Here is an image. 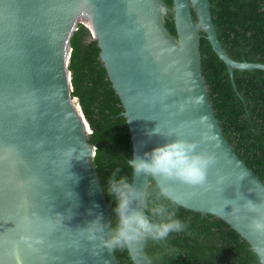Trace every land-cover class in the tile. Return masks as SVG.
Here are the masks:
<instances>
[{
	"label": "water",
	"instance_id": "1",
	"mask_svg": "<svg viewBox=\"0 0 264 264\" xmlns=\"http://www.w3.org/2000/svg\"><path fill=\"white\" fill-rule=\"evenodd\" d=\"M176 38L162 0H0V264H118L99 241L110 235L109 207L96 168L91 133L71 96V38L79 24L97 41L101 62L119 96L133 158L184 140L210 154L207 184L132 174V212L144 211L150 177L178 206L225 222L264 264V183L224 138L202 74L201 32L233 70L221 46L209 0H173ZM193 15L196 17L194 19ZM69 149L73 151L69 154ZM223 177L222 183H217ZM96 240H89L88 229ZM133 264H151L141 240L130 242Z\"/></svg>",
	"mask_w": 264,
	"mask_h": 264
},
{
	"label": "trees",
	"instance_id": "2",
	"mask_svg": "<svg viewBox=\"0 0 264 264\" xmlns=\"http://www.w3.org/2000/svg\"><path fill=\"white\" fill-rule=\"evenodd\" d=\"M209 1L218 40L227 54L237 62L264 64V0ZM162 3L168 9L164 25L176 38L173 0ZM201 36L202 74L215 118L239 159L264 183V71L234 69L233 86L226 65L203 32ZM70 44L71 96L78 99L91 129L88 142L95 148L93 164L109 207L111 234L119 218L108 182L115 174L116 180L124 177L131 184L133 170L127 162L133 158L131 135L122 102L101 62L97 41L79 24ZM158 192L150 177L144 214L159 223L161 217L153 216L152 209L164 206L185 224V231L172 233L165 241L143 238L151 264H261L250 246L225 222L159 199ZM113 250L118 264H133L126 247Z\"/></svg>",
	"mask_w": 264,
	"mask_h": 264
},
{
	"label": "clouds",
	"instance_id": "3",
	"mask_svg": "<svg viewBox=\"0 0 264 264\" xmlns=\"http://www.w3.org/2000/svg\"><path fill=\"white\" fill-rule=\"evenodd\" d=\"M195 145L184 140H175L152 149L150 153H145V158H130L127 162L135 173H144L148 176H162L165 178H175L189 185L207 184L208 169L215 163V157L210 154H199L194 151ZM69 154L73 151L69 149ZM115 175V174H114ZM109 180V190L115 198L116 207L114 212L119 220L118 225L112 230L108 239H101L99 242L108 249L124 248L130 242L151 237L154 240L165 241L172 233L185 231V224L168 212L164 206L152 209L153 216H160L161 221L155 223L148 218L144 212H132L130 205L135 196V190L124 177L119 180L114 178ZM220 177L217 183H222ZM158 198L170 200L174 205H178V199L172 200L170 190L160 188ZM246 207L251 212L261 213L264 205L255 204L248 201ZM256 232H264V215L255 219L251 225ZM95 230L88 229V239L96 240L93 234Z\"/></svg>",
	"mask_w": 264,
	"mask_h": 264
}]
</instances>
